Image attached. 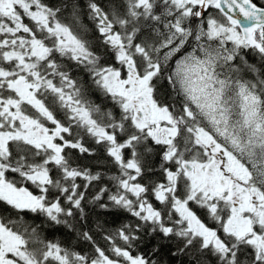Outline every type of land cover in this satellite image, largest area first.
Listing matches in <instances>:
<instances>
[{"label": "snow or ice", "instance_id": "snow-or-ice-1", "mask_svg": "<svg viewBox=\"0 0 264 264\" xmlns=\"http://www.w3.org/2000/svg\"><path fill=\"white\" fill-rule=\"evenodd\" d=\"M0 205V264H264V0H0Z\"/></svg>", "mask_w": 264, "mask_h": 264}, {"label": "trees", "instance_id": "trees-1", "mask_svg": "<svg viewBox=\"0 0 264 264\" xmlns=\"http://www.w3.org/2000/svg\"><path fill=\"white\" fill-rule=\"evenodd\" d=\"M51 2L56 3L57 0H51ZM72 0H68L69 5L71 4ZM81 4L84 3V0H80ZM103 2V0H102ZM67 14V13H65ZM85 23L88 24L89 22L87 21V19H85ZM89 26H91L89 24ZM250 61L255 62V58L254 57H249ZM93 99L96 100L97 103H102L101 99L99 98L98 94L93 96ZM104 106L106 107H111L110 104L106 103ZM0 214L2 215H12L13 218H15V214L11 213L9 210H7L6 206L4 205H0ZM97 216H99V220L101 221V223H104L105 221H107V223H104V227L107 228L108 230H112L115 227L119 226V223L124 219V217L121 215L119 219L116 218L115 215L113 214H108L105 213L103 210H98L97 212H93L91 213L90 216V225L93 226V228L95 229V222L97 219ZM24 219L27 220L29 223H32L33 221H35V223L39 224L40 220L42 219L41 217H33L32 214L28 213L25 214ZM47 235L49 238H57L60 240L65 241V243H69V244H75L76 241L74 238H69L66 234V230L63 228H57L55 230H48L47 231ZM96 239L103 244V241L100 239V236L97 235ZM79 248L84 249L87 248V245L85 244H80ZM142 251H145L146 249L144 247L141 248ZM156 259L159 260L160 264H179V258H174L169 254L168 248L164 247L161 249V251L159 252L158 256L156 257Z\"/></svg>", "mask_w": 264, "mask_h": 264}]
</instances>
